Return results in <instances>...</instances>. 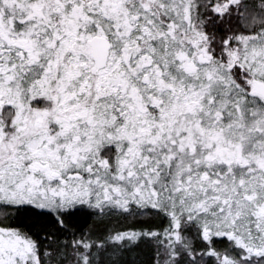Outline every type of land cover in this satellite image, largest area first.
Listing matches in <instances>:
<instances>
[{"label":"snow or ice","instance_id":"snow-or-ice-1","mask_svg":"<svg viewBox=\"0 0 264 264\" xmlns=\"http://www.w3.org/2000/svg\"><path fill=\"white\" fill-rule=\"evenodd\" d=\"M0 264H264V0H0Z\"/></svg>","mask_w":264,"mask_h":264}]
</instances>
